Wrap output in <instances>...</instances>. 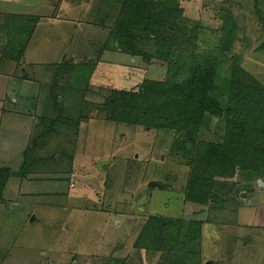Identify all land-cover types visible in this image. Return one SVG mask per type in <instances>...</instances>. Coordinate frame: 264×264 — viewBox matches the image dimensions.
<instances>
[{
  "label": "rangeland",
  "instance_id": "rangeland-1",
  "mask_svg": "<svg viewBox=\"0 0 264 264\" xmlns=\"http://www.w3.org/2000/svg\"><path fill=\"white\" fill-rule=\"evenodd\" d=\"M180 2L189 23L203 28L200 46L215 55L230 19V63L264 84V0ZM117 9L112 0H0V169L18 173L0 203V264H112L132 256L156 216L202 223L190 252L172 256L183 264H264V178L237 176L226 202L205 211L186 204L189 169L171 139L98 110L106 89L165 74L108 51ZM22 50L20 63L8 58ZM184 225L165 233L186 234Z\"/></svg>",
  "mask_w": 264,
  "mask_h": 264
},
{
  "label": "trees",
  "instance_id": "trees-1",
  "mask_svg": "<svg viewBox=\"0 0 264 264\" xmlns=\"http://www.w3.org/2000/svg\"><path fill=\"white\" fill-rule=\"evenodd\" d=\"M112 1L118 9L107 29V40L115 43L108 51L140 58L147 68L159 65L165 74L160 80L145 78L134 88L106 89L98 110L103 111L102 106L107 118L117 115L128 126L153 128L171 139L172 149L178 150L175 156L189 169L186 204L205 211L216 200L226 202L223 194L229 188L235 191L232 180L237 176L264 178V84L237 59L231 57L230 63L236 33L232 21L226 19L220 30L225 38L218 39L221 50L215 55L205 44L200 46L203 28L189 23L180 0ZM22 52L10 57L20 63ZM17 175L0 169V203L8 180ZM21 178H27L26 173ZM177 223L185 224L186 234L181 228L176 236L165 233ZM201 225L151 217L141 228L132 256L112 264H146L154 258L158 264H183L182 258L172 256L190 252L187 243L198 240Z\"/></svg>",
  "mask_w": 264,
  "mask_h": 264
},
{
  "label": "crops",
  "instance_id": "crops-1",
  "mask_svg": "<svg viewBox=\"0 0 264 264\" xmlns=\"http://www.w3.org/2000/svg\"><path fill=\"white\" fill-rule=\"evenodd\" d=\"M2 53V51H0V54ZM3 56V55H2ZM9 59H12V57H8ZM0 61H1V56H0ZM12 63V62H11ZM71 63V62H70ZM16 64V63H15ZM21 78H25V76H23V77H21ZM21 80H23V79H21ZM21 80H19V81H21ZM24 81V80H23ZM28 80H26L25 82H27ZM13 100L15 101L16 99H15V96H13ZM35 161H38V159H34ZM5 162H12L11 160H9V161H5ZM15 162V161H14ZM19 162V161H18ZM22 162H23V157H22ZM25 162V161H24ZM16 165V164H15ZM19 165H22V163L20 162V164ZM233 182V181H232ZM150 183H156V182H150ZM149 183V184H150ZM260 184H263V181L261 180L260 182H259ZM156 184H158V183H156ZM163 184V183H162ZM160 186H161V183L159 184ZM163 185H165V184H163ZM71 188H74V186L73 185H71ZM158 189H163L162 188V186H161V188H158ZM243 195H246V194H243ZM242 195V196H243ZM246 197H247V195H246ZM139 199H140V197H139ZM138 199V200H139ZM245 199V198H244ZM247 199V198H246ZM252 206V205H251ZM139 207H142L141 206V204H139ZM143 213V212H142Z\"/></svg>",
  "mask_w": 264,
  "mask_h": 264
},
{
  "label": "water",
  "instance_id": "water-1",
  "mask_svg": "<svg viewBox=\"0 0 264 264\" xmlns=\"http://www.w3.org/2000/svg\"><path fill=\"white\" fill-rule=\"evenodd\" d=\"M150 187L153 188H161V186L159 184L156 183H150ZM243 198H246V195H243ZM253 205L252 203H249V206Z\"/></svg>",
  "mask_w": 264,
  "mask_h": 264
}]
</instances>
